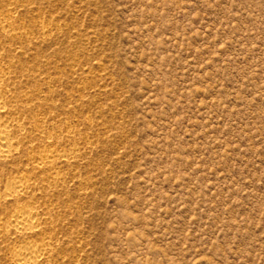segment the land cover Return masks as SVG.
<instances>
[{
    "label": "rangeland",
    "instance_id": "1",
    "mask_svg": "<svg viewBox=\"0 0 264 264\" xmlns=\"http://www.w3.org/2000/svg\"><path fill=\"white\" fill-rule=\"evenodd\" d=\"M0 71V264H264V0H0Z\"/></svg>",
    "mask_w": 264,
    "mask_h": 264
},
{
    "label": "bare ground",
    "instance_id": "2",
    "mask_svg": "<svg viewBox=\"0 0 264 264\" xmlns=\"http://www.w3.org/2000/svg\"><path fill=\"white\" fill-rule=\"evenodd\" d=\"M4 74L0 71V80ZM8 100L6 93L0 90V116L8 111ZM43 124L38 123L37 127L41 128ZM23 130V124L16 121L10 116L0 117V157L6 158L15 155L19 149L17 147V135ZM60 154L57 149H51L50 152L40 153L35 155V159L41 162L49 161L52 156ZM43 173L46 178H56L55 173ZM39 173L29 175H18L10 180L8 186L7 197L19 198L26 195L31 188L29 182L31 176L37 177ZM42 214L38 211V207L29 203H18L12 209L5 226L15 230V233L20 235H27L35 231L41 223ZM52 243L45 241L42 244L34 242H27L15 245L13 251V259L18 264H40L42 258L45 257L47 250H50Z\"/></svg>",
    "mask_w": 264,
    "mask_h": 264
}]
</instances>
